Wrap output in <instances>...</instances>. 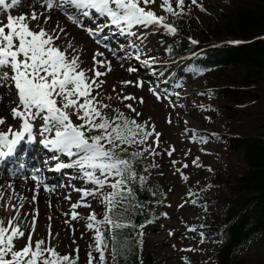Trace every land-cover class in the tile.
<instances>
[{"label":"snow or ice","instance_id":"6c2138e0","mask_svg":"<svg viewBox=\"0 0 264 264\" xmlns=\"http://www.w3.org/2000/svg\"><path fill=\"white\" fill-rule=\"evenodd\" d=\"M21 3L22 0H0V10L8 13L6 22L0 21V86L14 93L13 103L16 106L11 108L10 114L13 119L21 121L19 130H14L6 125L5 117H0V126H7V131L0 127V162L11 157L22 142L32 143L36 139L34 124L42 121L39 143L57 154L51 157L58 161L53 170L74 169L76 179L84 185H91L73 186V190L79 194L75 202H71V195L64 197L70 201V205L69 210L62 214L66 217L63 223L71 228L72 243L76 244L72 222L83 218L86 230L93 234L92 243L88 246L87 264H120V259L132 251L134 242L137 250L143 245L142 239H139L143 232L139 229L145 225L137 224L135 215L142 212L146 205L139 200L138 190L146 188L147 173L159 167L154 158L160 155L157 149L161 133L156 131L151 118L143 122L137 119L142 113L137 112L132 103H126L125 107L134 116L127 115L112 103L104 102L105 98L113 100L112 96L102 91L106 83L102 77L113 71L111 61L97 48L91 57L92 66L86 68L81 50L73 40H68L64 46L59 44L62 34L67 35L66 28L59 21L51 28L47 27L52 19L50 13L59 10L68 21L86 31L97 45H103L116 56V50L106 43L108 36L101 35L106 28L114 27L120 34L129 36H136V29L140 28L163 29L166 34L174 36L178 33V27L170 22V17L189 15L191 6L201 11L206 9L198 0H191L190 5H186V0H161L159 8L163 14H158L152 7L156 0H37L43 12L37 11L33 5L30 14H10L9 10ZM94 16L103 18L105 22L95 27L84 23L85 18ZM189 40L193 45L199 43L191 37ZM228 43L238 45L241 42ZM131 47L136 49L135 53L121 59L134 58L146 68L156 63L155 57L142 59L136 43L133 42ZM127 71L131 74L139 69L129 66ZM143 83L141 78L120 81L121 89L115 99L120 103L137 100L132 94H124L123 88H142ZM112 91H117L115 85ZM149 91L157 100L165 95L155 87H150ZM138 102L143 103V98H139ZM167 122H172L170 117ZM189 131L194 133L191 140L207 142V137L200 136L197 130L185 129V133ZM165 151L171 157L176 149L170 146ZM62 156L67 157V162L61 161ZM149 157L153 158L152 163L138 167ZM177 163L176 160L171 161L174 167ZM192 164L200 167L199 157ZM188 166L187 163L182 164V168ZM208 170L211 171L210 168ZM176 171L182 180H188L180 168H176ZM31 179L35 182V193L38 194L41 188L48 192L55 191V186L45 183L39 170L32 173ZM8 188L18 196L19 202L12 204L13 197L9 196L4 208L10 215L0 217V264H79L78 245L72 252L62 254L52 244V239L58 233L54 235L52 232L51 216L47 217V238H35L39 208L31 212L22 210L26 202L37 201V194L29 201L27 197L15 193L14 185L9 184ZM152 194L155 195V190H152ZM188 195L194 193L190 190ZM89 198L102 206V214L91 210L81 217L78 209H91ZM3 199L4 193L0 192V200ZM126 229L136 232L135 241L131 235H123ZM200 235L203 238V232ZM21 239L26 242L17 247ZM183 259L187 261L186 257Z\"/></svg>","mask_w":264,"mask_h":264},{"label":"rangeland","instance_id":"374dc122","mask_svg":"<svg viewBox=\"0 0 264 264\" xmlns=\"http://www.w3.org/2000/svg\"><path fill=\"white\" fill-rule=\"evenodd\" d=\"M24 2L30 3L23 5ZM24 2L9 10L10 14L17 13L19 15L24 11L29 13L33 10V5H35L37 11H44L37 0H25ZM160 2L161 0H156L152 7L158 14H163L159 8ZM198 2L202 3L203 7H206L209 11L212 8L217 9L219 4L218 0H198ZM193 7L198 9L196 6ZM7 14L0 10V17L2 18L0 21L6 22ZM61 15L63 14L61 13ZM201 15H203L202 12ZM57 21L66 28L67 32V35L62 34L59 44L64 46L68 40H73L75 46L81 50L86 68L92 66L91 57L97 48L104 52L105 57L111 61L113 71L102 77L106 81L102 91L112 96L113 100L109 101L105 98L104 102L112 103L114 107L121 108L127 115L134 116L135 114L125 107L126 103H132L137 112L142 113L137 119L143 122L151 118V123L155 124L156 131L161 133L160 145L157 149L160 155L154 158L159 167L151 169L147 175L151 184L157 183L165 190V201L162 205L154 208L156 220L140 229L143 232V236L139 238L143 241L140 256L142 264H215L212 256L219 248L221 239L215 235V229L204 221L206 218L204 207L199 205V199L196 195H201L199 193H203V188L211 182L212 172L208 170L209 167L227 170L225 162L226 158L228 159V154L221 142L210 141L209 137L207 142L201 143L199 140L193 141L190 139L191 135L194 134L191 131L185 133L186 128L189 130L195 129L200 136L208 137L215 134V131L222 132L221 129H223L221 123L223 115H217V112L213 114L199 107L200 105L205 106V97L209 98L202 76L197 72H187L185 70V59H182V57H171L168 42L172 40L173 35L166 34L163 29L156 31L140 28L136 29V36H129L120 34L114 27L106 28L101 35H107L106 43L110 45L111 49L116 50L117 55L113 56L111 51L105 49L103 45H97L86 31L79 29L72 23L59 19L50 21L47 27L51 28ZM104 22L103 18L95 16L84 19V23L92 27ZM70 30H79L81 33L77 35ZM163 40H165V43ZM133 42L139 45L142 59L155 57L156 63L146 68L134 58L121 59L127 54L135 53L136 49L131 47ZM129 66L137 67L139 71L130 74L127 71ZM138 78L144 81L142 88L136 86L123 88L124 94H132L137 97V100L123 103L117 101L115 97L121 89L120 81H136ZM113 85L116 86V92L112 91ZM150 87H155L158 92L165 94L164 97L157 100L156 96L149 91ZM1 88L2 86H0ZM177 93L179 95H176ZM200 93L204 94L201 95ZM141 97L143 103L138 102ZM11 106L15 107L16 105L12 102ZM169 117L171 123L167 122ZM20 124L19 119L6 121V125L11 126L14 130H19ZM41 124L42 122L38 121L34 124V135L38 139V144H40L39 140L41 139L39 135ZM7 126L0 127L7 131ZM149 143H151V140ZM170 146H174L176 149L171 157L165 151ZM53 155L57 154L53 152ZM196 157H199L200 167L192 164ZM172 160L179 163L174 167L171 164ZM152 162L153 158L149 157L141 163L145 166ZM56 163L53 166H48V168L54 169ZM183 163H187L189 166L186 169L182 168ZM176 168H180L184 175L188 177L187 181L181 179ZM51 171H43L46 176L48 175L49 180L52 179ZM58 186L60 185L58 184ZM190 190L194 195H188ZM67 195L69 193L65 194V196ZM8 197L0 200V217L10 215V212L5 211L4 208L8 204ZM71 198V202H75L78 195H71ZM193 200L196 203H192ZM67 202L69 204H67L66 210H69L70 201L66 200ZM89 202L91 203V209L83 207L78 209L80 214L82 213L81 217L86 216L91 210H95L98 215L102 214L103 208L96 200L89 198ZM181 205L183 206L181 207ZM214 209L219 218H222L225 206H215ZM26 211L29 212V210ZM164 213H167V215H163ZM48 216L51 215L46 213L42 216L40 214L35 233L36 239L47 238ZM51 217L55 218V220H51L52 232L54 235L58 233V236L52 239V244L57 246L58 251L61 253L72 252L78 245L80 249L79 264L86 263L88 246L92 243L93 234L90 230H86L85 220L82 218L83 220L72 222V227L75 228L74 238L76 241V244H73V233L69 225H65L62 220L59 222L56 219V214ZM30 219L31 217H29ZM192 228L196 230L191 231ZM201 232L204 234L203 238L200 235ZM25 242V239L19 240L17 247L23 246ZM188 249L194 250L189 251ZM238 256L240 258L244 257L249 264H260L264 259V238L255 237L246 248L238 253ZM185 257L187 261L183 259Z\"/></svg>","mask_w":264,"mask_h":264},{"label":"trees","instance_id":"16d2710c","mask_svg":"<svg viewBox=\"0 0 264 264\" xmlns=\"http://www.w3.org/2000/svg\"><path fill=\"white\" fill-rule=\"evenodd\" d=\"M218 1L217 9L191 6L189 15L170 17L178 33L168 45L171 57L185 59V70L202 76L209 96L203 109L223 115L222 132L207 138L226 148L227 170L209 167L211 182L196 195L204 207V221L221 239L213 262L249 264L238 253L255 237L264 238V0ZM189 37L199 43L193 45ZM138 197L146 207L135 215V222L147 225L156 220L154 208L164 203L165 190L147 181ZM220 205L225 206L222 218L214 209ZM123 235L137 239L131 229ZM140 256L141 247L137 250L134 242L120 264H141Z\"/></svg>","mask_w":264,"mask_h":264},{"label":"bare ground","instance_id":"6f19581e","mask_svg":"<svg viewBox=\"0 0 264 264\" xmlns=\"http://www.w3.org/2000/svg\"><path fill=\"white\" fill-rule=\"evenodd\" d=\"M24 1L25 0H22V3ZM28 3L30 2H24L23 5ZM24 13H27V11H24ZM14 15L18 14L15 13ZM50 15L52 17L51 21L61 19L65 22L71 23L66 19L64 15H61L59 10L52 11ZM0 19L2 18L0 17ZM70 31L77 35L81 33L79 30ZM14 99L15 97L13 92L8 90L6 87H2L0 89V117H5L6 121L9 119H13L10 112L11 108L13 107L11 106V103ZM38 122L42 121L38 120ZM37 142V138L32 143L22 142L21 145L17 147L16 152L11 157H8L4 161L0 162V192L4 193V197L12 196V204H17L19 200L18 196L14 195L13 191L8 188L9 184L14 185L15 193L27 197L30 201L31 197L34 194H37L33 191V189L35 188V182L31 179L32 173L36 170H39V175L41 176V171L46 165V162H58L57 160L51 159V157L53 156L52 151L45 149L42 144H38ZM45 155L46 157H44ZM61 161L67 162V157L62 156ZM21 162H23V164H21ZM76 176L77 173L74 169H63L61 171H53L51 172V180L47 179V177L41 176L44 178L45 183H47L48 185H56L55 191L48 192L44 191L43 188H41L39 193L37 194V201L35 203L26 202L25 207L22 211L27 212L26 210H29V212H31L34 208L38 207L39 216L40 214L44 216L46 213L51 216H53V214H56V219H58L59 222H61V220L63 222L66 217L62 214L68 211L66 210V206L67 204H69V202L66 203V199H64L65 194L69 193V195L73 196L79 195L73 190V186L77 188L91 186L84 185L79 179L75 178ZM58 184L60 186H58ZM49 202H51V207H49ZM52 220H55V218L52 217ZM56 222L58 221L56 220Z\"/></svg>","mask_w":264,"mask_h":264}]
</instances>
